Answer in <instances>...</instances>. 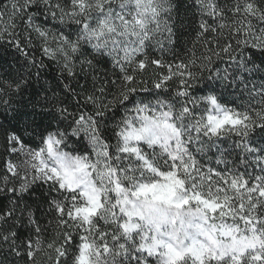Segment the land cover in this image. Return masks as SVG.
I'll return each instance as SVG.
<instances>
[{
	"label": "snow or ice",
	"instance_id": "1",
	"mask_svg": "<svg viewBox=\"0 0 264 264\" xmlns=\"http://www.w3.org/2000/svg\"><path fill=\"white\" fill-rule=\"evenodd\" d=\"M0 46V264H264V0H0Z\"/></svg>",
	"mask_w": 264,
	"mask_h": 264
},
{
	"label": "trees",
	"instance_id": "2",
	"mask_svg": "<svg viewBox=\"0 0 264 264\" xmlns=\"http://www.w3.org/2000/svg\"><path fill=\"white\" fill-rule=\"evenodd\" d=\"M17 60H19V63H17ZM0 63L7 65H11L13 68H19L23 63V57L19 55V53L15 52L14 49H7L3 46H0ZM57 75L55 66L50 65V67L45 71L43 80L41 81V84H43L45 81H48V86H55L57 81L54 79ZM41 84H34L32 88L28 90V95H33L35 92H40V96H43V91L41 89ZM28 95H25L24 101H27ZM40 96L33 95V99L40 100ZM41 102H43L41 100ZM0 123L8 125V121L5 119L3 115H0ZM0 164H2V161H0Z\"/></svg>",
	"mask_w": 264,
	"mask_h": 264
}]
</instances>
